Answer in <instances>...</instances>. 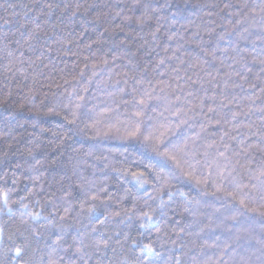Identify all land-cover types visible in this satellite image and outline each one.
I'll use <instances>...</instances> for the list:
<instances>
[{
    "label": "trees",
    "instance_id": "obj_1",
    "mask_svg": "<svg viewBox=\"0 0 264 264\" xmlns=\"http://www.w3.org/2000/svg\"><path fill=\"white\" fill-rule=\"evenodd\" d=\"M46 2L52 0H0V30L15 31L18 27L16 20L21 19L25 12L30 18L35 17L40 5ZM63 2H80L85 8L91 4L99 7L87 13L82 9L70 26H66L67 17H60L57 12L48 26V35L62 37L70 43L63 46L52 45L53 51L50 54L45 52L42 60H37L36 57L40 51L45 50L40 45L46 37H42L37 44L36 52L25 53L23 64L18 61L9 63L7 59L0 58V191L8 193L12 208L11 215L6 210L0 212V227L3 228L0 261L9 264L14 250L21 248L23 256L19 264H39L41 258L46 259L51 251L55 239L53 233L59 232L61 224L66 229V239L69 241L78 231L86 232L91 237L98 238L100 233L106 238L111 237L110 244L116 251L113 253L109 250L106 258L109 264H139L141 253L137 245L141 243L151 244L161 254L154 258L157 264H165L171 256H178L181 264H203V261H215L221 255L226 264H241L242 258L253 252L258 255L257 250L261 244L257 242H264V216L260 215V212H264V201L259 197L249 205L255 211L240 210L237 202L224 193L213 195L215 189L211 185L202 190L184 178L179 181L173 179L171 190L176 194L171 200L164 195L166 215L160 217L159 228L149 226L144 229L140 227L142 221L139 219V210H148L146 200L153 208L159 203L158 199H148L150 195L158 196V181L148 173V183L140 187L131 176L124 177L115 171L127 168L147 171L145 166L149 162L159 167L157 162L161 160L150 150H146L140 141L119 138L125 124L132 122L133 113L137 110L132 100V81L128 78L136 73L128 63L129 56L135 53L132 57L134 65L149 66V78L154 82L169 80L175 87L172 79L175 74L169 72L161 77L151 72L156 53L148 55L150 47L154 43L169 44L171 51L177 43H182L187 51L184 57L186 60L195 55L205 58L197 46L200 40L193 33L199 31L205 46L211 51L210 45L222 31L221 25L231 27L229 20L235 23V16H229L227 10L221 11L223 4L229 0H167L172 7L164 8L159 13L163 17L160 21L162 27L155 42L150 34L154 31L155 20L152 21V28L146 26L141 30L135 23L121 25L119 18L97 19L98 13L106 10L105 5H117L119 0ZM244 2L245 0H231L237 6ZM246 2L249 7L243 9V12L254 7L258 11L264 0ZM154 3L163 5L165 0H154ZM13 12L19 13L15 19ZM173 13L177 14L173 16ZM4 19L13 22L4 24ZM60 19L64 20V24L53 33L51 24L59 23ZM260 25L257 17L255 27H250L252 35L249 42L240 44L241 48L247 49L244 55L249 60L252 59L253 48L250 41L256 39ZM209 27L215 29L210 36L205 30ZM105 28L108 30L105 31ZM166 33H175L176 39L167 41ZM16 38H19V33ZM259 44L257 41V51ZM88 45L91 47H87ZM156 51L159 52L160 49L157 48ZM230 54L235 53L230 49ZM3 56V51H0V57ZM217 56H222V53L218 51ZM206 58L210 65L219 67L218 60H212L211 56ZM104 59L109 61L107 65L103 63ZM227 63L225 61L224 68L216 77L221 82V88ZM258 72L259 65H256L252 73L248 74L247 82L233 78L244 84L243 89L234 87L231 81L227 89L229 98L236 97V102L229 105L230 108L236 109L239 104L244 109L249 106L253 109L249 116L240 118L243 120V125L240 126L242 133L248 131L245 125L252 126L253 130L264 128V113L258 110L264 108V92L260 91L264 88V82L256 79L255 74ZM125 73L128 74L127 77ZM126 79L127 84L124 83ZM252 83L257 85L255 89L250 87ZM206 87L209 96L213 91H220L213 89L211 85ZM157 94L164 95L159 92ZM205 103L206 106L210 104L209 101ZM77 104L80 105L78 109ZM105 109L109 111L101 116L100 113H104ZM73 111L77 112L78 119L75 123H70ZM227 111L228 109L224 110L225 113ZM161 112L163 105L153 101L145 110V125L162 121ZM164 115L174 120L169 113L165 112ZM66 116L68 119H65ZM202 120L203 117L196 116L194 121H190L193 127H181L169 140L176 141L178 137L187 140L201 133L194 144L189 141L190 147L200 161L198 167L209 165L215 177L214 162L218 159L215 149L220 147L223 129L226 127L231 135H236V132L230 124L224 126L215 123L208 126L207 132H201ZM225 139L233 148L236 147L237 140ZM256 139L253 136L249 142ZM208 144H213L214 147L207 148ZM28 149L32 150V155H29ZM205 151L208 152L207 156L204 155ZM250 158L249 166L255 169L264 163V151L253 147ZM35 160H42L43 163L34 168ZM241 162L245 163L243 160ZM168 168H171L170 162ZM167 170L166 168L165 171ZM233 175L238 181L249 183L245 168H238V174ZM34 177L38 179H33ZM217 183H223L228 192L232 191L229 180H218ZM102 188H106L107 192H101ZM178 189L187 193L195 215L184 210L188 206L187 200L179 194ZM66 190L71 195H67ZM97 193H100L101 199L95 202L88 200L89 195ZM37 200L40 201L39 205L36 204ZM85 200L88 203L84 204V212H81V203ZM49 201L58 209L54 225L46 223L43 218L33 220L26 214L28 211L40 212L43 208L42 217L49 216L52 212ZM69 202L71 215L67 220L61 221L59 217L64 214L62 209ZM22 203L27 204L28 209H24ZM93 203L97 211L103 213L98 218L87 212ZM104 216L108 219L105 220ZM232 216H236V219H231ZM92 227H96L98 231L92 233ZM181 228L184 229L183 232H180ZM116 233L120 235L117 237ZM180 245H183L182 249ZM225 245H231L227 252L224 250Z\"/></svg>",
    "mask_w": 264,
    "mask_h": 264
},
{
    "label": "snow or ice",
    "instance_id": "obj_2",
    "mask_svg": "<svg viewBox=\"0 0 264 264\" xmlns=\"http://www.w3.org/2000/svg\"><path fill=\"white\" fill-rule=\"evenodd\" d=\"M98 7L99 5L91 4L85 8L80 2L72 3L63 2V0H52V2L40 5L39 13L35 17L30 18L28 13L25 12L21 19L16 20L18 27L15 31L0 30V45H2L0 51L4 53V56L0 58L7 59L9 63L18 61L20 64H23L25 62V53L36 52L37 44L41 41L42 37H46L44 43L40 45L45 50L40 51L36 57L37 60H42L45 52L50 54L53 51L52 45L63 46L65 43H70V41H66L62 37L58 38L56 35H48V26L57 12H59L60 17H67L68 24L66 26H70L73 18L82 9L87 13L91 9ZM104 7L106 10H101L98 13V20L105 17H110L112 20L119 18L121 25L127 26L135 23L141 30L146 26L152 28V21L155 20L154 31L150 33L155 42L158 39L157 33L160 32L162 27L160 21L163 17L159 13L162 9L170 8L172 5L167 0H165L163 5L155 4L154 0H119L117 5L108 4ZM248 7L246 0L239 6L232 4L231 0L223 4L221 11L227 10L228 15L235 16L236 20L234 24L229 20L231 27L221 25L222 31L217 34L216 40L211 43V51L205 46V41L200 36V32L196 31L193 33V36L200 40L197 46L200 52L204 53L205 58L195 55L190 60H186L184 57L187 55V51L184 49L182 43H177L171 51L169 44L154 43V46L150 47L147 54L156 53L155 64L151 67V72L161 77L166 76L169 72L175 74L172 77L175 81V87H173L169 80H157L154 82L153 79L149 78V66L147 64L143 66L134 65L132 57L135 56V53L129 56L128 63L136 73L128 78L132 81V100L137 110L133 113L132 122L125 124L123 134L119 138L138 140L146 150H150L152 154L161 158L157 162L159 167L149 162L145 166L147 171H133L131 168L115 169L121 176H131L132 180L140 187L148 183V173H151L158 181L159 186L156 188L158 196L152 197L150 195L148 199H158L159 203L153 208L147 200L145 201V206L148 210H139V219L142 221L141 228L146 229L149 226L159 228L158 222L160 217L166 215L164 195H167L168 199L171 200L176 194L171 190V181L173 179L179 181L181 178H184L202 190H206L211 185L215 189L212 193L213 195L224 193L237 202L240 210L255 211L256 209H250L249 205L254 203L257 197L261 201H264V163L255 169L249 166L252 148L257 147L261 151H264V147H260L264 145V128L253 130L252 126L245 125L248 131L246 133L240 132V126L243 125V120L240 118L249 116L253 109L251 106L244 109L239 104H237L236 109L230 108L229 105L236 102V97L232 96L229 98L227 91L230 81L234 87L243 89L244 84L234 81L233 78L236 77L240 81L247 82L248 74L252 73L253 67L256 65H259V72L255 74L256 79L264 82V3L259 6L258 11L254 7L248 12H243V9ZM32 10L35 11V9ZM176 14L173 13V16ZM209 15H212V13H209ZM18 16L19 13L13 12L14 19ZM257 17H259L261 25L256 39L250 41L253 48L251 52L252 59L249 60L244 55L247 49L241 48L240 44L241 42H249L252 35L250 27H255ZM12 22V20L4 19V24ZM62 24H64V20L62 19L59 20V23L51 24L52 32L55 33ZM107 30L105 28V31ZM205 30L209 36L215 31L214 28L210 27ZM17 33H19V38H16ZM165 35L169 42L176 39L175 33H166ZM257 41L260 42L258 51L256 47ZM145 44H147V41H145ZM13 45H16V47L13 48ZM87 47L90 48L91 45ZM157 48L160 49L159 52L156 51ZM230 49L232 53H235L234 55L230 54ZM218 51L222 53V56H217ZM208 56H211L214 61L218 60L219 67L210 65L206 58ZM225 61H228L227 70L223 73V87L221 88V82L217 81L216 77L220 75L221 69L224 68ZM31 63H35V61H31ZM103 63L107 65L109 61L104 59ZM205 65H208V67H205ZM87 66L86 64L85 67ZM93 75H96L95 70L93 71ZM125 76L127 77L128 74L125 73ZM181 81H183L182 84ZM124 83L127 84L128 80L126 79ZM206 85H211L213 89H220V91H213L212 95L209 96ZM250 87L255 89L257 85L252 83ZM260 91L264 92V88H261ZM158 92L164 95H158ZM9 94L11 93L9 92ZM79 99L82 100L83 97H79ZM153 101L160 102L163 105V112L160 113L163 120L145 125L143 119L145 110ZM206 101L210 102L207 106ZM79 107L80 105L77 104L76 108L78 109ZM225 109H228L227 113L224 112ZM258 110L264 113V108ZM107 111L109 110L105 109V112L100 113V115H104ZM165 112L169 113V116L174 117V120H170L168 116H165ZM209 114L212 115L210 116ZM71 116L72 119L69 122L75 123L78 119L77 112L73 111ZM196 116L203 117V120L200 122L201 132H207L208 126H211L213 123L224 126L230 124L232 130L236 132V135H231L226 127L223 129V133L220 136V147L215 149L218 156V159L214 162L215 177L209 165L198 167L200 161L196 158V152L190 147L189 141L194 144L201 133H197L196 137H189L187 140H183L180 137L176 141L169 140V137L181 127H193L190 121H194ZM65 119H68V117L66 116ZM117 131L119 132L120 129H117ZM253 136L257 137V139L249 142ZM237 137H240V139H237ZM225 138L237 140L236 147L233 148L226 142ZM213 147V144L207 145V148ZM28 153L32 155V150L28 149ZM204 155L207 156L208 152L205 151ZM242 160L245 163H242ZM142 162L143 160H141ZM169 162L171 163V168H168ZM42 163V160H35L33 167L35 168ZM17 167H20V165H17ZM166 168L168 169L167 171H165ZM238 168H245L247 170L249 183L244 184L233 175V173L238 174ZM33 179H38V177H34ZM218 180H229L232 191L228 192L223 183H217ZM246 189L247 191H245ZM178 191L187 200L188 206L184 210L192 212L195 215V211L191 208L192 201L188 200L187 193L179 189ZM66 192L67 195H71L67 190ZM101 192H107V189L102 188ZM99 199H101L100 193L88 196V200L92 202ZM109 199H111L110 195ZM0 200H2L0 212L6 210L11 215L12 208L9 204L8 193L0 191ZM88 200L81 203V212H84V204L88 203ZM49 203L52 204V212L49 216L42 217L43 208L40 212L28 211L26 214L33 220L43 218L46 223L54 225L58 209L54 203L51 201ZM36 204L39 205L40 201L37 200ZM21 206L24 209H28L27 204L22 203ZM62 210L64 214L59 219L65 221L71 215V203L69 202V205L63 207ZM133 210H135V206ZM87 212L97 218L103 215L102 212L97 211L94 203L88 207ZM116 215H119V213H116ZM260 215L264 216V212H260ZM104 219L107 220L108 217L104 216ZM231 219L235 220L236 216H232ZM97 231L96 227L91 228L92 233H96ZM183 231L184 229L181 228L180 232ZM2 234L3 228L0 227V238H2ZM53 234L55 239L53 240L51 251L48 253L46 259L41 258L39 264H109L106 259L109 250L113 253L116 251L110 244L112 238H106L103 233H100L97 238L89 236L86 232L78 231L77 235L69 241V239H66V229L61 224L59 232H54ZM119 235V233H116L117 237ZM117 243H119V240H117ZM257 243L261 244V247L257 250L259 254L257 255V252H253L250 256L242 258L241 264H264V242L258 241ZM137 247H139L141 253V258H138L139 264H157L154 258L159 257L161 254L157 252L156 248L152 247L151 244L143 243L138 244ZM179 247L182 249L183 245ZM230 247L231 245H225V252ZM173 251H176V249H173ZM22 256L23 250L16 248L9 264H19ZM0 264H3V261H0ZM165 264H181V260L178 256H171ZM203 264H226V262H224L223 255H221L217 260L203 261Z\"/></svg>",
    "mask_w": 264,
    "mask_h": 264
}]
</instances>
